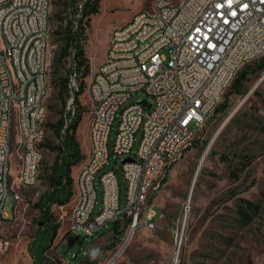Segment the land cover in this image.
<instances>
[{"label":"built area","instance_id":"obj_1","mask_svg":"<svg viewBox=\"0 0 264 264\" xmlns=\"http://www.w3.org/2000/svg\"><path fill=\"white\" fill-rule=\"evenodd\" d=\"M86 1H79L80 10ZM48 2L0 0V227L7 197L20 198L9 183L12 153L18 158L27 151L25 187L35 185L39 173L33 172V162L42 161ZM174 2L154 0L151 9L136 12L137 24L119 26L120 37L108 45L106 69L94 72L86 87L89 148L74 177L71 199L73 228L86 236L94 237L116 221L123 228L127 219L126 228L135 227V233L139 224L155 227L159 215L150 201L186 149L181 141L192 144L239 72L264 57V0H189L181 9H174ZM67 66L66 111L73 114L80 82L71 57ZM142 91L151 98L127 104ZM117 118L112 152L123 157L124 206L117 173L105 167ZM8 138H15V145H8ZM128 157L132 160L124 161ZM98 182L102 204L94 214ZM147 184H154V192H147ZM137 215H144V222H137Z\"/></svg>","mask_w":264,"mask_h":264},{"label":"rangeland","instance_id":"obj_2","mask_svg":"<svg viewBox=\"0 0 264 264\" xmlns=\"http://www.w3.org/2000/svg\"><path fill=\"white\" fill-rule=\"evenodd\" d=\"M69 2L52 0L48 46L50 77L42 121L40 176L35 185L20 184L18 159L14 152L11 155L13 188L20 198L14 201L9 195L5 201V217L0 227V264H32L33 261L28 247L40 226V211L35 204L50 188L48 169L57 154L48 149L47 142L58 143L51 124L64 113L53 81L54 64L63 44L57 33L61 21L56 13L65 8L67 11L61 15L66 16ZM153 3L154 0H100L99 13L91 16L85 32L84 48L90 64L86 87L105 60L114 30L126 25L136 12L151 9ZM258 62L249 65L257 70ZM230 90L231 87L227 91L230 93L228 107L222 112L215 110L208 117L150 201L159 215L155 227L137 229L129 245L119 257L115 256L112 264H264V69L250 72L241 93ZM150 98L143 91L134 93L127 104ZM79 99L85 112L77 138L87 156L91 106L87 89ZM117 124L118 118L110 133L111 156L105 167L117 173L120 204L124 206L127 182L122 170L123 157H116L112 152ZM140 139L141 130L135 135L133 152ZM79 167L80 163L72 167L73 178ZM97 185L94 214L102 204V187L99 182ZM242 198L260 206L249 221H243L238 212ZM52 212L60 227L46 264H88L93 260L87 253L93 248L100 250L96 264H106L114 258L129 230L126 228L120 238H116L113 223H110L94 237L84 235L71 228V200L64 205H53ZM76 253L77 258L72 261Z\"/></svg>","mask_w":264,"mask_h":264},{"label":"trees","instance_id":"obj_3","mask_svg":"<svg viewBox=\"0 0 264 264\" xmlns=\"http://www.w3.org/2000/svg\"><path fill=\"white\" fill-rule=\"evenodd\" d=\"M79 1L70 0L69 6H66V8L68 7L66 16L61 15V13L67 11L65 8L56 13V17L61 21L57 33L62 37L63 44L54 64L53 81L57 88V96L64 106V113L61 114L56 123L51 124L56 132L58 143L55 141L47 142L48 149L57 154L53 164L48 169L50 188L40 196L35 204L40 211V220L38 221L40 226L28 247L33 259L32 264H46L48 262V251L53 245L60 227L59 223L54 220L52 206L55 204L64 205L72 199L74 184L72 167L81 164L86 159L77 138V131L85 112L79 98L86 89V76L90 73V64L89 59L86 57L84 41L86 39V27L90 23L91 16L99 13L100 0H87L81 10L79 9ZM68 57L72 58L80 82V89L75 93V111L73 114L66 111V102L69 96V74L71 71L69 67L67 68ZM255 67L257 70L250 65H246L239 72L231 86V93H241L251 71L259 72L264 69V57L259 60ZM63 73L66 75L62 76ZM229 95L230 93H227L224 101L216 108L217 112H222L228 107ZM166 181L167 177L164 178L163 183ZM240 202L238 212L243 221L251 220L253 215L260 210L257 202L243 198L240 199ZM123 222V228L122 221H116L112 225L116 238H120L124 233L129 220ZM97 259L88 264H96ZM71 260L73 261V256Z\"/></svg>","mask_w":264,"mask_h":264},{"label":"bare ground","instance_id":"obj_4","mask_svg":"<svg viewBox=\"0 0 264 264\" xmlns=\"http://www.w3.org/2000/svg\"><path fill=\"white\" fill-rule=\"evenodd\" d=\"M188 1L189 0H176V2H174V9H181V6H183V4L187 3ZM51 6H52V0H49L48 7H47L48 16H50ZM0 19H2V7H0ZM137 21H138V13H136L127 24H137ZM0 32H1V22H0ZM49 32H50V23L47 22V34H49ZM119 37H120V28L115 29L114 32L112 33L109 45H115V41ZM48 46H49V37H46L45 57H44V63H43V72L45 73V75H47L46 90H48L49 77H50L49 67H48L49 66V63H48ZM107 54H110V46L108 47ZM105 69H106V61H104L98 67V69L95 72H102ZM8 145H15V138H8ZM186 147H188V141H181V148H186ZM17 159H18V168H17L18 169V180H19L20 184H23L21 182V180H22V176H26L25 159H27V151H20V157H18ZM40 166H41L40 162H33V172L39 173L38 177L35 179V184L39 180ZM9 183L11 184V187L13 188L12 173L9 176ZM23 186H25V185L23 184ZM147 192H154V184H147ZM16 194L19 195L18 192H16ZM137 222H144V215H137ZM140 227L152 228V226H150V224H139V228ZM71 228H73V223L71 225ZM128 228H129L128 233L124 238V240H127V241L113 255L114 258H112L106 264H112L116 260L115 256L119 257V255L123 252V250L126 249V247L131 242V239L135 234V227H128ZM178 254H179V252H178Z\"/></svg>","mask_w":264,"mask_h":264},{"label":"clouds","instance_id":"obj_5","mask_svg":"<svg viewBox=\"0 0 264 264\" xmlns=\"http://www.w3.org/2000/svg\"><path fill=\"white\" fill-rule=\"evenodd\" d=\"M87 254L91 260H96L100 256V250L99 248H93Z\"/></svg>","mask_w":264,"mask_h":264},{"label":"water","instance_id":"obj_6","mask_svg":"<svg viewBox=\"0 0 264 264\" xmlns=\"http://www.w3.org/2000/svg\"><path fill=\"white\" fill-rule=\"evenodd\" d=\"M143 103H144V104H147L146 101H143ZM148 107L150 108V107H151V104H148ZM131 160H132V158H131V157H128V158H126L124 161H131ZM180 249H181V240H180L179 243H178V252L180 251ZM77 255H78V253H76V254L73 255V260H76ZM178 257H179V255H177L176 260L178 259Z\"/></svg>","mask_w":264,"mask_h":264},{"label":"snow or ice","instance_id":"obj_7","mask_svg":"<svg viewBox=\"0 0 264 264\" xmlns=\"http://www.w3.org/2000/svg\"><path fill=\"white\" fill-rule=\"evenodd\" d=\"M229 4H231V0H229ZM232 14H233V15H235V13H234V12H233Z\"/></svg>","mask_w":264,"mask_h":264}]
</instances>
